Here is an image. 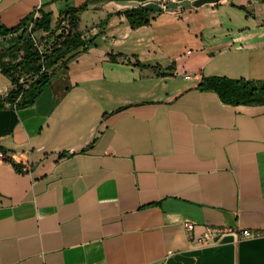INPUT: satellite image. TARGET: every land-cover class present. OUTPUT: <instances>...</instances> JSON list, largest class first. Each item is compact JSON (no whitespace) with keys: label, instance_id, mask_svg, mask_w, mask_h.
<instances>
[{"label":"crops","instance_id":"0c3cea01","mask_svg":"<svg viewBox=\"0 0 264 264\" xmlns=\"http://www.w3.org/2000/svg\"><path fill=\"white\" fill-rule=\"evenodd\" d=\"M126 1H0L6 27L51 12L54 28L86 3L93 42L34 104L0 108V264H264V102L198 88L204 75L264 85V0L137 27ZM14 87L0 68V96ZM208 226L253 236L193 245Z\"/></svg>","mask_w":264,"mask_h":264},{"label":"trees","instance_id":"16d2710c","mask_svg":"<svg viewBox=\"0 0 264 264\" xmlns=\"http://www.w3.org/2000/svg\"><path fill=\"white\" fill-rule=\"evenodd\" d=\"M87 4L73 6L66 9L57 21V26L52 27L51 12H42L34 20L33 31H49L48 37H55L47 50H40V41L35 39L26 26L33 16L23 20L19 24L6 27L0 26V35L17 33L21 31L16 43L10 49H18L20 55L17 61L11 64L0 62L2 71L11 78L15 87L4 97L0 96V108L9 104L15 107H26L36 102L38 97L52 85L56 73L66 68L68 63L81 50H88L92 40L83 38L80 29V14L86 9ZM156 13L143 7L127 8L125 14L133 27L149 24L151 15ZM64 20L69 21L70 29H65L61 34L55 35L62 26ZM45 48V47H44ZM4 55L0 52V57ZM17 73L35 74V78L27 84L20 83ZM198 88L206 91H213L220 99L227 104H257L264 102V85L257 84L246 78H234L221 75H204ZM0 149L4 148L0 145Z\"/></svg>","mask_w":264,"mask_h":264},{"label":"built area","instance_id":"2783aa9c","mask_svg":"<svg viewBox=\"0 0 264 264\" xmlns=\"http://www.w3.org/2000/svg\"><path fill=\"white\" fill-rule=\"evenodd\" d=\"M1 1V0H0ZM184 0H157V2L161 5H163L164 7H166L169 3L171 2H175V3H179L182 2ZM38 15L36 14L32 20H30L26 26V29L28 30V32H30L32 34V36L36 38L35 33L33 31L34 28V20L35 18H37ZM67 23V26H69V21L68 20H64L63 24ZM64 30V27H63ZM68 32V29H66ZM38 40V39H37ZM44 46L42 44H40V50H44ZM185 226L187 228V230L191 231L192 230V226L193 224L191 222H186ZM229 232H233L235 234V236H237L238 238L241 237H249V236H253V231L249 228H245V229H238V230H231L229 228H225V227H213V226H208L206 228V230L203 232V234H201V236L197 237V238H191L190 242L193 245H208L211 242H214L216 240H220V238L229 233Z\"/></svg>","mask_w":264,"mask_h":264},{"label":"water","instance_id":"95a60500","mask_svg":"<svg viewBox=\"0 0 264 264\" xmlns=\"http://www.w3.org/2000/svg\"><path fill=\"white\" fill-rule=\"evenodd\" d=\"M221 0H184L179 3L171 2L166 7L159 4L157 0H128L126 3L131 7H143L145 9L163 12L165 10H187L198 8L209 3H218Z\"/></svg>","mask_w":264,"mask_h":264},{"label":"rangeland","instance_id":"374dc122","mask_svg":"<svg viewBox=\"0 0 264 264\" xmlns=\"http://www.w3.org/2000/svg\"><path fill=\"white\" fill-rule=\"evenodd\" d=\"M58 23H56L55 26H57ZM63 27H64V30L65 29H70L69 26H67V23H64L62 22V26H61V33L64 31L63 30ZM80 27V26H79ZM60 29V28H59ZM60 33V34H61ZM57 36V34H55ZM36 38H40V40H42L44 42L43 39L47 38V37H41V36H37ZM39 40V39H38ZM8 42H11V41H8ZM7 41L6 42H2L0 41V52H3L4 55H2L0 57V62L3 63V64H11V63H14L15 61H17V57L20 55L19 53V50L18 49H10V47H6L4 44L5 43H8ZM44 45H45V49L44 50H47V47L46 46H50L51 44L47 43V41L44 42ZM17 77H19V80H20V83H22L23 85L27 86L28 83H30L33 78H35V74H23V73H17L16 75Z\"/></svg>","mask_w":264,"mask_h":264}]
</instances>
